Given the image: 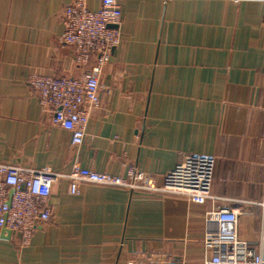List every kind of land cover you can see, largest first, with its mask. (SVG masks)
<instances>
[{"label":"crops","instance_id":"1","mask_svg":"<svg viewBox=\"0 0 264 264\" xmlns=\"http://www.w3.org/2000/svg\"><path fill=\"white\" fill-rule=\"evenodd\" d=\"M73 0H0V162L126 175L157 185L187 154L215 158L211 197L59 178L51 219L28 244L0 231V264H206V212L238 211V233L264 232V0H118L121 41L104 64L86 136L53 122L32 75H87L61 43ZM98 9L101 0H85ZM163 260V262H161Z\"/></svg>","mask_w":264,"mask_h":264},{"label":"built area","instance_id":"2","mask_svg":"<svg viewBox=\"0 0 264 264\" xmlns=\"http://www.w3.org/2000/svg\"><path fill=\"white\" fill-rule=\"evenodd\" d=\"M121 17L118 0H101L95 10L85 0H73L62 11L65 30L60 41L73 49L79 65H87L96 58L92 70L82 77L35 74L30 79L43 109L52 113L55 124L71 133L72 144L84 141L90 109L100 101L99 73L121 41ZM214 169V157L187 154L166 173L163 184L157 185L146 171L135 165L123 176L78 166L70 173H63L0 162V231L18 233L20 244H28L36 225L51 219L49 200L54 183L62 177L70 180L71 193L78 192L81 181H88L131 190L174 193L203 204L211 197ZM262 205L264 208V200ZM238 214L237 210L228 208L206 212L208 225H213L204 235V245L212 251L206 264H264V232L259 246H251L238 233Z\"/></svg>","mask_w":264,"mask_h":264},{"label":"water","instance_id":"3","mask_svg":"<svg viewBox=\"0 0 264 264\" xmlns=\"http://www.w3.org/2000/svg\"><path fill=\"white\" fill-rule=\"evenodd\" d=\"M3 232H5V231H7L8 233H10V231H8V230H6V229H4V230H2Z\"/></svg>","mask_w":264,"mask_h":264}]
</instances>
